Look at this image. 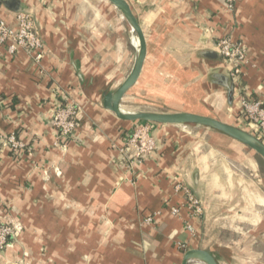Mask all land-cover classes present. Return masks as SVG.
<instances>
[{
	"label": "crops",
	"instance_id": "crops-1",
	"mask_svg": "<svg viewBox=\"0 0 264 264\" xmlns=\"http://www.w3.org/2000/svg\"><path fill=\"white\" fill-rule=\"evenodd\" d=\"M2 1L0 20L14 28L13 0ZM14 1L34 20L42 56L0 47V135L15 134L27 149L0 145V218L22 226L0 264H181L189 250L216 264H264V161L217 132L151 124L153 153L120 166L118 151L139 124L117 120L103 96L134 67L130 25L104 0ZM124 1L146 55L120 111L229 118L248 133L237 118L238 89L264 104V0ZM225 37L246 55L230 106L216 84L230 66L212 53ZM59 97L80 109L64 145L50 125ZM178 186L199 200L200 214Z\"/></svg>",
	"mask_w": 264,
	"mask_h": 264
},
{
	"label": "built area",
	"instance_id": "built-area-1",
	"mask_svg": "<svg viewBox=\"0 0 264 264\" xmlns=\"http://www.w3.org/2000/svg\"><path fill=\"white\" fill-rule=\"evenodd\" d=\"M231 0H228L230 3ZM214 51L229 66L228 75L232 83L239 87L242 64L245 62V50L229 38L218 39L214 43ZM0 47H5L9 55H14L22 50L39 61L42 56V42L38 36L34 20L26 13H18L15 18V27L11 28L0 20ZM238 114L241 126L259 141H264V104L260 100H253L238 89ZM2 106L0 104V111ZM50 125L56 132L61 144H66L74 138L75 132L80 125V109L76 103L65 97H59L52 102ZM0 145L9 149L12 153L27 151L25 146L13 133L0 135ZM155 150V141L151 134V124L144 123L135 126L125 144L119 149L121 156L120 166L132 167L143 162ZM182 190L186 205L192 214H200V203L191 193L190 189L177 187ZM176 214L177 209H172ZM150 222V218L146 219ZM22 231V226L17 221L4 216L0 218V254L17 242V237Z\"/></svg>",
	"mask_w": 264,
	"mask_h": 264
},
{
	"label": "water",
	"instance_id": "water-1",
	"mask_svg": "<svg viewBox=\"0 0 264 264\" xmlns=\"http://www.w3.org/2000/svg\"><path fill=\"white\" fill-rule=\"evenodd\" d=\"M109 2L115 9H117L122 17L130 25L132 31L137 36L139 43V52L136 58L134 67L127 77V79L122 83V85L114 92L104 94L103 103L104 107L114 114L115 118L123 123H132V124H141V123H150V124H163V125H193V126H202L214 130L217 133H220L237 143L245 146L249 150L253 151L264 161V144L259 141L253 135L247 133L246 131L237 128L235 126L223 123L219 120H216L211 117L191 114V113H155V112H146L138 114H125L122 113L119 109V103L126 91L135 84L137 81L144 59L146 55V48L144 43V38L140 27L132 14L128 4L124 0H105ZM9 2L2 1L4 5ZM10 9L18 14L23 13L21 6L13 0ZM214 55L216 53L212 52ZM217 55V54H216ZM218 57H220L218 55ZM216 84L225 89L226 103L231 105L233 101V83L231 78L225 74L216 75ZM191 259H198L204 264H216L213 257L210 253L202 250H189L186 251L183 255L181 264H188Z\"/></svg>",
	"mask_w": 264,
	"mask_h": 264
},
{
	"label": "rangeland",
	"instance_id": "rangeland-1",
	"mask_svg": "<svg viewBox=\"0 0 264 264\" xmlns=\"http://www.w3.org/2000/svg\"><path fill=\"white\" fill-rule=\"evenodd\" d=\"M105 1V0H104ZM107 3H109V2H107ZM110 4V3H109ZM218 112H217V114H215V115H218V116H220L222 113H223V107H221V108H219L218 110H217ZM221 119L219 120V121H221V122H223V123H227V124H229V125H232V126H235V127H237L236 125H234L233 124V121H231V120H229V118L227 119V121H225V119L223 118V117H220ZM135 127V126H134ZM133 127V128H134ZM198 128H200V129H206L208 132L210 131V132H215L214 130H211V129H209V128H206V127H202V126H197ZM237 128H239V127H237ZM241 129V128H240ZM246 149H248V148H246ZM249 150V149H248ZM251 151V150H250ZM256 155V154H255ZM199 201V200H198ZM200 203V202H199ZM201 205V204H200ZM200 212H201V206H200ZM13 245H15V243L13 244ZM7 250V249H6Z\"/></svg>",
	"mask_w": 264,
	"mask_h": 264
},
{
	"label": "bare ground",
	"instance_id": "bare-ground-1",
	"mask_svg": "<svg viewBox=\"0 0 264 264\" xmlns=\"http://www.w3.org/2000/svg\"><path fill=\"white\" fill-rule=\"evenodd\" d=\"M183 126H185V125H183Z\"/></svg>",
	"mask_w": 264,
	"mask_h": 264
}]
</instances>
